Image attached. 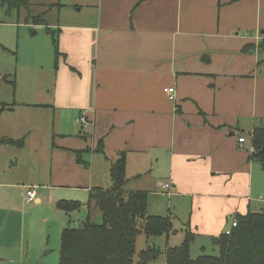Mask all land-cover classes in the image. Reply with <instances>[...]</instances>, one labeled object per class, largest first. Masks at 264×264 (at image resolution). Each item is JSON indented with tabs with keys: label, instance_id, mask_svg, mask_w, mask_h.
<instances>
[{
	"label": "crops",
	"instance_id": "1",
	"mask_svg": "<svg viewBox=\"0 0 264 264\" xmlns=\"http://www.w3.org/2000/svg\"><path fill=\"white\" fill-rule=\"evenodd\" d=\"M28 1L50 13L53 35L43 66L34 54L32 96L0 108V264H58L72 213L56 203L110 188L121 156L127 190L173 202L183 235L216 244L237 215L264 208L251 157L264 124V0Z\"/></svg>",
	"mask_w": 264,
	"mask_h": 264
},
{
	"label": "trees",
	"instance_id": "2",
	"mask_svg": "<svg viewBox=\"0 0 264 264\" xmlns=\"http://www.w3.org/2000/svg\"><path fill=\"white\" fill-rule=\"evenodd\" d=\"M0 6L5 9L6 14L15 10L17 15L23 14L25 23L43 25L53 35L44 13L33 14L28 0H0ZM52 41L56 61L58 49L55 36ZM251 143V157L264 162V151H260L264 145V124L253 128ZM79 153L77 152L76 162L83 163ZM110 178V188H95L89 194L87 204L99 210L100 223L92 222L90 212H87L84 221L73 227H64L60 234L58 264H147L159 255L155 247L136 253L135 240L140 230L147 237L170 233V219L147 213L145 192L127 190L124 156L111 163ZM56 207L71 214L81 204L77 201L60 200ZM235 220L236 225L230 228L228 234L223 232L216 238L217 255L201 254L191 258L189 247L193 235L185 232L179 246L164 250L165 264H264V208L258 212L237 215Z\"/></svg>",
	"mask_w": 264,
	"mask_h": 264
},
{
	"label": "rangeland",
	"instance_id": "3",
	"mask_svg": "<svg viewBox=\"0 0 264 264\" xmlns=\"http://www.w3.org/2000/svg\"><path fill=\"white\" fill-rule=\"evenodd\" d=\"M32 13H44V17L47 22L50 21V13L42 11L44 8L38 7L37 4H32ZM51 37L46 31V27L43 25L27 24L23 20V14L17 15L13 10L10 14H6L3 7L0 6V108L7 104L20 105L22 101H25L28 96H32L36 79H38L39 68L35 67L33 62L34 54L38 51L36 58L38 62L43 66L45 56L39 51L43 49L45 43L51 44ZM40 53V54H39ZM50 57V56H49ZM48 57V58H49ZM33 91V92H32ZM12 113L8 114L7 118H10ZM22 116L20 115L19 119ZM259 172H264V162L259 161ZM259 174V173H258ZM109 183L106 184L107 187ZM79 198L69 199L81 203H87V195L83 196L80 193H76ZM261 197L264 198V189L262 188ZM165 197L149 193L147 202H150L149 207L150 215L168 217L171 221V230L174 232L163 233L158 236L147 237L142 230L138 233L135 240L136 253H139L148 247H155L159 255L147 262V264H165L164 250L167 247L179 246L184 239L182 224L179 220L175 219L174 204L171 202L168 205ZM90 218L94 223H100V212L96 207L90 205ZM148 212V211H147ZM152 213V214H151ZM70 226L77 225V222H82L87 216V209L79 208L71 214ZM67 218L58 222V225L62 227L65 225ZM58 225L56 223L55 228L51 230V236L48 239V245L50 249L55 250L58 246L59 234L56 232ZM187 232V231H186ZM201 254L217 255L218 247L212 243V240H205L203 237H194L191 240L189 247V255L191 258H196Z\"/></svg>",
	"mask_w": 264,
	"mask_h": 264
},
{
	"label": "built area",
	"instance_id": "4",
	"mask_svg": "<svg viewBox=\"0 0 264 264\" xmlns=\"http://www.w3.org/2000/svg\"><path fill=\"white\" fill-rule=\"evenodd\" d=\"M163 91L168 95L169 99H173L174 98V88L173 87H166L163 89ZM78 122L81 124V125H84L87 123V119L85 117L84 114H80L79 117L77 118ZM238 141L240 144H242L244 141H245V138L244 136H240L238 138ZM169 184L170 183H166L164 184V187L167 188L169 187ZM35 195H36V191H35V188L32 186V187H29L28 190L26 191V200L27 201H33V199L35 198ZM236 225V220H233L230 224V228L232 226H235ZM230 228L226 229L225 230V233L228 234L230 232Z\"/></svg>",
	"mask_w": 264,
	"mask_h": 264
},
{
	"label": "water",
	"instance_id": "5",
	"mask_svg": "<svg viewBox=\"0 0 264 264\" xmlns=\"http://www.w3.org/2000/svg\"><path fill=\"white\" fill-rule=\"evenodd\" d=\"M261 152H263L264 151V145H263V148L260 150Z\"/></svg>",
	"mask_w": 264,
	"mask_h": 264
}]
</instances>
